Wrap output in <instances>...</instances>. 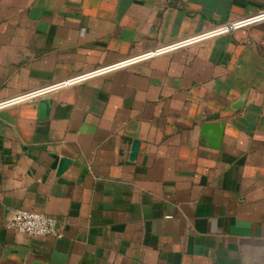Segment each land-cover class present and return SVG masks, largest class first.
Here are the masks:
<instances>
[{"label":"crops","instance_id":"obj_1","mask_svg":"<svg viewBox=\"0 0 264 264\" xmlns=\"http://www.w3.org/2000/svg\"><path fill=\"white\" fill-rule=\"evenodd\" d=\"M263 10L0 0V101ZM46 98L47 119L41 99L0 111V264H264V22ZM61 159L71 164L59 174ZM18 209L55 218L63 237L8 230Z\"/></svg>","mask_w":264,"mask_h":264},{"label":"built area","instance_id":"obj_2","mask_svg":"<svg viewBox=\"0 0 264 264\" xmlns=\"http://www.w3.org/2000/svg\"><path fill=\"white\" fill-rule=\"evenodd\" d=\"M262 22H264V10L255 16L218 25L207 32L198 33L186 39L173 42L163 47H159L138 57L128 59L116 65L104 67L91 73L83 74L42 89L29 91L17 97L0 101V111L31 100L46 98L53 92L64 87L72 86L84 82L88 79L110 73L117 69L128 67L134 63L168 54L177 49L190 47L208 39L227 35L234 30L253 26ZM6 228L8 230L14 231L19 234L28 235L30 237L55 236L58 239H61L63 237L62 233L58 229V222L55 218L45 214H39L22 209L15 210L10 214L6 223Z\"/></svg>","mask_w":264,"mask_h":264},{"label":"water","instance_id":"obj_3","mask_svg":"<svg viewBox=\"0 0 264 264\" xmlns=\"http://www.w3.org/2000/svg\"><path fill=\"white\" fill-rule=\"evenodd\" d=\"M39 106H40V119H47L50 115L52 100L49 98L41 99ZM204 134L205 137L207 138V144H209V146L213 148L220 147V142L223 135V132L220 129L208 125L204 128ZM138 149H139V142L135 141L131 154L132 160L136 159L138 154ZM56 161H57V157H56ZM55 164L58 165V173L61 174L68 168L71 162L68 159H61L59 163L56 162Z\"/></svg>","mask_w":264,"mask_h":264}]
</instances>
